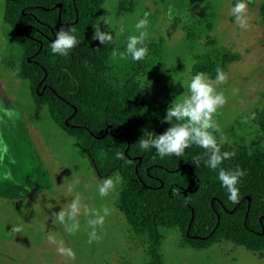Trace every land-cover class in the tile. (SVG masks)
Masks as SVG:
<instances>
[{"label": "rangeland", "instance_id": "rangeland-1", "mask_svg": "<svg viewBox=\"0 0 264 264\" xmlns=\"http://www.w3.org/2000/svg\"><path fill=\"white\" fill-rule=\"evenodd\" d=\"M235 0H106L96 25L111 30L117 55L110 61L115 80L134 76L146 97L169 106L184 89L181 81L194 75L198 62H217L223 53L237 54L227 64L226 82L218 90L226 103L215 116L221 148L264 152V0H246L247 29H240L230 13ZM125 6V8H124ZM0 0V138L9 155L0 168L11 181H0V264H155L148 235L136 233L120 208V182L106 197L102 183L80 142L58 126L48 107L38 111L30 84L15 74L20 40L3 19ZM148 13L150 45L143 61L121 57L136 19ZM104 18L110 24L101 23ZM209 74V73H208ZM214 79L215 76L209 74ZM142 82V83H141ZM254 114V115H253ZM114 174L111 177H115ZM79 197V227L54 218ZM109 208L98 240L89 243L87 213ZM16 229H19L18 231ZM157 251L160 264H264V258L241 245L222 240L208 248L187 244L178 229L162 227ZM71 250L72 255L60 249Z\"/></svg>", "mask_w": 264, "mask_h": 264}, {"label": "trees", "instance_id": "trees-1", "mask_svg": "<svg viewBox=\"0 0 264 264\" xmlns=\"http://www.w3.org/2000/svg\"><path fill=\"white\" fill-rule=\"evenodd\" d=\"M105 1L5 0L4 23L18 35L23 51L11 68L29 82L38 111L48 107L55 123L78 139L99 177H121L120 208L136 233L148 235L155 264L161 263L162 227L178 229L196 249L228 240L264 258V152L221 148L234 152L222 167L247 173L238 185L241 199L233 204L217 173L193 163L203 149L193 146L184 157L163 159L154 150L140 151L136 143L144 129L162 134L170 127L162 122L168 106L149 101L134 76L112 77L115 38L107 46L92 39ZM261 15L264 19V3ZM69 27L76 29L80 44L67 56L52 54L56 32ZM238 58L226 52L221 67L209 59L193 71L215 76L218 67L224 71ZM261 127L264 131V122ZM117 152L123 159L116 158Z\"/></svg>", "mask_w": 264, "mask_h": 264}, {"label": "clouds", "instance_id": "clouds-1", "mask_svg": "<svg viewBox=\"0 0 264 264\" xmlns=\"http://www.w3.org/2000/svg\"><path fill=\"white\" fill-rule=\"evenodd\" d=\"M247 3L246 0H235L231 6L230 13L234 17V22L240 29H247ZM103 25L110 24L109 18L101 20ZM95 31L92 39L98 40L103 46L114 43L113 34L103 31L99 25H93ZM149 19L148 13L136 19L134 23V34L127 36L124 44V51L120 52L121 57H130L132 61H143L148 55V46L146 41L149 37ZM80 44V39L76 34L74 27L64 28L56 32L55 39L49 47L52 54L60 57L67 56L70 50ZM117 55V50L112 49V56ZM226 73L217 68L215 77L212 79L208 73L196 72L187 81H181L184 89L183 95L179 99H173L166 109V114L162 122L170 125L162 134H155L147 129L143 130V136L138 140L136 146L142 152L155 151V154L161 159L165 157L181 158L185 155V150L193 146L203 149L201 156H193V163L199 167L201 162L204 167L217 173V179L227 192V199L233 204L239 203L241 199L240 189L238 187L242 177L247 173L244 169H226L222 167L225 160L230 159L234 152L222 151L224 143L218 139L219 125L215 116L226 103V97L219 86L226 82ZM142 83V82H141ZM254 115V114H253ZM123 153L117 152L116 158L123 159ZM8 158L9 164L15 161L9 155V145L0 138V162ZM11 181L13 176L10 170L0 168V181ZM121 182L119 175L103 179L102 183L97 185L98 193L101 197H106ZM109 208L103 207L100 210L92 209L87 215V226L91 229L88 233L89 243L98 240L97 229H102L105 218L109 215ZM81 213L79 197L74 198L67 206V209L61 208L59 212L54 213V218L61 223L65 219L73 221V228L79 227L77 217ZM17 231L19 229H16ZM61 253L71 256V250L60 249Z\"/></svg>", "mask_w": 264, "mask_h": 264}, {"label": "flooded vegetation", "instance_id": "flooded-vegetation-1", "mask_svg": "<svg viewBox=\"0 0 264 264\" xmlns=\"http://www.w3.org/2000/svg\"><path fill=\"white\" fill-rule=\"evenodd\" d=\"M45 37H48V35L43 34Z\"/></svg>", "mask_w": 264, "mask_h": 264}]
</instances>
